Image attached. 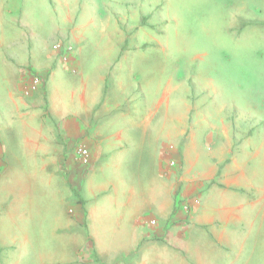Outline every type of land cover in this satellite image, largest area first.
Returning a JSON list of instances; mask_svg holds the SVG:
<instances>
[{
  "label": "crops",
  "instance_id": "obj_1",
  "mask_svg": "<svg viewBox=\"0 0 264 264\" xmlns=\"http://www.w3.org/2000/svg\"><path fill=\"white\" fill-rule=\"evenodd\" d=\"M70 2L47 0L65 25L52 21V34H68L71 54L62 60L27 15L6 11L17 24L0 35V264L31 243L40 264H204L197 250L181 245L196 226L209 228L214 258L225 251L226 264H264V139L251 143L261 130L223 125L200 149L188 109L170 127L171 84L152 102L150 80L140 82L136 26L116 16L112 28L95 26L85 0ZM75 139L88 151L84 166L69 153ZM43 193L56 212L47 226L52 235L41 242L33 229V236L7 238L9 226L35 228ZM174 196L181 204L169 230ZM100 197L108 202L90 203ZM195 200L186 218L181 207ZM148 211L157 214L156 225Z\"/></svg>",
  "mask_w": 264,
  "mask_h": 264
},
{
  "label": "rangeland",
  "instance_id": "obj_2",
  "mask_svg": "<svg viewBox=\"0 0 264 264\" xmlns=\"http://www.w3.org/2000/svg\"><path fill=\"white\" fill-rule=\"evenodd\" d=\"M70 1L72 5L80 2V0ZM91 1L92 4L90 0H85L84 3L88 5L84 14L88 12L95 17V26L102 25L107 29L114 27V16L121 17L123 21L127 19L129 25L136 26L139 51L135 60L136 63L138 61L141 77L144 80L146 78L145 81L140 80V82L150 80L147 83L148 89L152 92V102L156 101L163 90L168 89L171 84L172 92L168 99V109L172 130L177 126L174 117L179 113L186 116L188 109L185 119L191 127L187 129L199 130L196 133V141L201 146L200 149L206 150L205 143L208 142L207 134L210 130H221L223 125H226L228 130H261L254 133L251 143L258 146V143L262 142L264 139V0ZM12 8L18 14V11H22L27 15V21L33 25L34 31L42 38L44 44L49 43L51 46L56 42L53 48L59 52L61 60L64 59L65 53L70 56L71 51H66V49L70 50L66 40L68 34H52L53 24L50 26L53 21L55 25L57 22L61 28L65 27L57 14L60 10L54 13L47 0H0V15L3 19V22H0V35L8 37L9 33L13 32L11 28L16 27L17 23H12V15L6 13L7 10L12 11ZM89 42L94 44L95 38L92 37ZM82 44L83 48L84 43ZM147 68L149 70H146ZM257 132L263 136L259 137L258 133L257 137ZM80 142L81 139H75L68 145L69 153L73 155L76 147L81 145ZM205 155L204 153L202 157ZM250 163L251 169L258 164L256 158ZM127 174L133 176L136 173L128 169ZM38 192L39 197V189ZM83 193L86 195L85 191ZM106 197L89 202H95V206L103 205L108 202ZM176 200L177 197L174 196V201ZM49 202L48 195L43 193L40 196L41 207L34 209L35 219L32 222L35 228L9 226L5 233L6 237L14 239L20 237L21 233L24 234L26 231L29 233L33 229L36 234L34 236L41 238V242L42 238L52 235L47 231V226L52 221L56 222V212L49 210ZM74 204L69 202L67 210L72 209ZM176 204L177 210L170 215L169 230L173 224L171 218L173 219L180 209L181 202L176 201ZM194 204L196 200L194 203L189 201L183 203L181 209L185 212L186 218L194 211ZM22 205L24 211L30 210L26 202ZM144 215L154 218L153 223L156 225L158 217L155 212L148 211ZM99 217L97 220H100ZM96 229L99 238H103L105 234L102 228L97 225ZM252 230L253 232L258 230L256 223L252 226ZM29 234L33 236L32 233ZM58 235L63 239L67 237V235L63 236L61 231ZM188 237L187 243L181 245L197 250L195 252L202 257L204 264H226L225 251H222L224 254L219 259L214 258V254L219 251L208 239L209 228L196 226ZM38 244L40 247L45 246L40 242ZM31 245L33 247L31 250L14 248L16 256L14 259L11 258L10 264H40L36 257L38 253L34 251L36 244L31 243ZM254 262H258L257 255H254Z\"/></svg>",
  "mask_w": 264,
  "mask_h": 264
},
{
  "label": "built area",
  "instance_id": "obj_3",
  "mask_svg": "<svg viewBox=\"0 0 264 264\" xmlns=\"http://www.w3.org/2000/svg\"><path fill=\"white\" fill-rule=\"evenodd\" d=\"M66 51H69L66 49ZM37 81V80H35ZM34 81V82H35ZM75 160L80 163V165H86L89 162V154L88 151L82 145L76 147L74 151ZM187 209V207H185Z\"/></svg>",
  "mask_w": 264,
  "mask_h": 264
}]
</instances>
